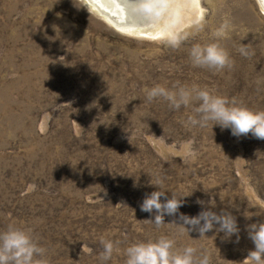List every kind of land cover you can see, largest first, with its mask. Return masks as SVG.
I'll use <instances>...</instances> for the list:
<instances>
[{
  "label": "rangeland",
  "instance_id": "rangeland-1",
  "mask_svg": "<svg viewBox=\"0 0 264 264\" xmlns=\"http://www.w3.org/2000/svg\"><path fill=\"white\" fill-rule=\"evenodd\" d=\"M195 2L164 0L161 31L143 35L112 27L83 0H0V231L31 228L50 264H102V239L120 242L104 264H125L127 247L161 236L175 251L206 249L211 264H249L244 227L264 223V140L187 126L195 102L178 111L146 102L145 89L179 82L264 110L258 1ZM224 20L232 30L220 43L234 67H193L190 48L213 42ZM171 28L190 33L179 49L161 42ZM241 45L254 55L241 56ZM156 173L169 195L192 194L180 212L197 215V198L232 210L239 243L181 234L174 217L149 222L139 205Z\"/></svg>",
  "mask_w": 264,
  "mask_h": 264
},
{
  "label": "clouds",
  "instance_id": "clouds-1",
  "mask_svg": "<svg viewBox=\"0 0 264 264\" xmlns=\"http://www.w3.org/2000/svg\"><path fill=\"white\" fill-rule=\"evenodd\" d=\"M204 27L205 23L201 21L197 30L203 31ZM231 30V23L224 20L212 32L213 42L193 45L188 53L192 66L216 72L231 70L234 61L229 51L220 43L228 38ZM189 36L188 32L171 28L166 31L161 42L172 49H179ZM238 51L246 58L254 55L247 45H241ZM145 96L147 103L162 99L171 109L177 111L195 102L198 106L193 108L194 114L188 116L185 121L187 126H211L212 129L218 126L221 131L230 129L231 134L237 138L251 134L256 139L264 140V110H253L235 97L229 98L207 88L187 86L179 82L172 88L157 84L145 89ZM130 136L131 133L127 137L129 142ZM164 181L165 177L159 173L149 176L148 186L155 190L145 193L139 205L141 212L150 214L147 219L149 222L159 228L166 223L165 217H174L169 223L178 225L181 234L190 235L195 232L199 237H204L214 231L216 234L223 233L222 240L239 243L241 228L238 217L232 210H213L215 206L211 203L212 199L204 201L197 198L196 203L201 206V211L195 216L187 215L180 212V209L185 204L184 198L192 194L177 196L173 192L169 195L164 190ZM244 231L253 245L247 255L249 264H264V223H247ZM100 243L103 247L99 256L102 264L111 260L114 252L120 251L119 241L102 239ZM175 244L176 241L167 236H161L156 241L132 244L124 250L125 264H211V255L206 249L188 245L175 251ZM0 264H50V261L47 258V249L41 246L31 228L9 225L6 230L0 231Z\"/></svg>",
  "mask_w": 264,
  "mask_h": 264
},
{
  "label": "bare ground",
  "instance_id": "bare-ground-1",
  "mask_svg": "<svg viewBox=\"0 0 264 264\" xmlns=\"http://www.w3.org/2000/svg\"><path fill=\"white\" fill-rule=\"evenodd\" d=\"M193 1L197 3V0ZM257 1L264 14V0ZM83 2L95 14L117 29L143 35H154L161 31L160 26L155 23L163 18L164 0H83Z\"/></svg>",
  "mask_w": 264,
  "mask_h": 264
}]
</instances>
